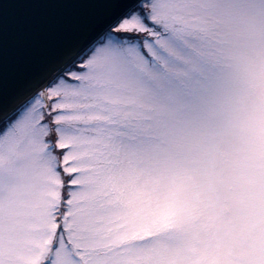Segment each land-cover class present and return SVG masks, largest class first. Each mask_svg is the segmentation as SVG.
I'll use <instances>...</instances> for the list:
<instances>
[{"label":"snow or ice","instance_id":"6c2138e0","mask_svg":"<svg viewBox=\"0 0 264 264\" xmlns=\"http://www.w3.org/2000/svg\"><path fill=\"white\" fill-rule=\"evenodd\" d=\"M0 264H264V0H0Z\"/></svg>","mask_w":264,"mask_h":264}]
</instances>
